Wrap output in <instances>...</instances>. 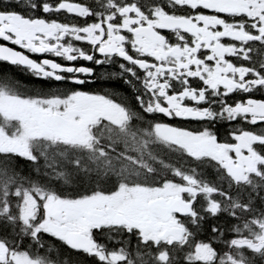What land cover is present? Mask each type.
Masks as SVG:
<instances>
[{
  "label": "snow or ice",
  "instance_id": "1",
  "mask_svg": "<svg viewBox=\"0 0 264 264\" xmlns=\"http://www.w3.org/2000/svg\"><path fill=\"white\" fill-rule=\"evenodd\" d=\"M0 264H264V0H0Z\"/></svg>",
  "mask_w": 264,
  "mask_h": 264
},
{
  "label": "flooded vegetation",
  "instance_id": "2",
  "mask_svg": "<svg viewBox=\"0 0 264 264\" xmlns=\"http://www.w3.org/2000/svg\"><path fill=\"white\" fill-rule=\"evenodd\" d=\"M11 74H13L18 80L21 81L22 84L27 87H40L43 85V82L36 80L35 78L31 77L26 73L13 71ZM94 87L96 90H103L104 88H115L122 94L124 92L123 86L118 85L116 82L98 81Z\"/></svg>",
  "mask_w": 264,
  "mask_h": 264
}]
</instances>
